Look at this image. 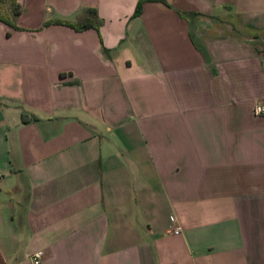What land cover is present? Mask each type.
<instances>
[{"label": "crops", "instance_id": "obj_1", "mask_svg": "<svg viewBox=\"0 0 264 264\" xmlns=\"http://www.w3.org/2000/svg\"><path fill=\"white\" fill-rule=\"evenodd\" d=\"M14 1L0 264H264V0Z\"/></svg>", "mask_w": 264, "mask_h": 264}, {"label": "trees", "instance_id": "obj_2", "mask_svg": "<svg viewBox=\"0 0 264 264\" xmlns=\"http://www.w3.org/2000/svg\"><path fill=\"white\" fill-rule=\"evenodd\" d=\"M160 1H163V0H160ZM7 2L9 3L10 10L12 11V13L16 14L19 12L18 4L14 0H0V9H2L3 6L5 5V3H7ZM141 3H142V0H138L136 2L132 16H136L140 13ZM87 13H88V15H91V16L95 15V12L93 9L87 10ZM0 20L6 24L12 25V22L4 14L0 13ZM57 22H62V21L58 20ZM63 23H66L67 25L73 27L74 29H82V28L94 26L93 21H89V18H86L82 22L76 23V24L68 23V22H64V21H63Z\"/></svg>", "mask_w": 264, "mask_h": 264}, {"label": "built area", "instance_id": "obj_3", "mask_svg": "<svg viewBox=\"0 0 264 264\" xmlns=\"http://www.w3.org/2000/svg\"><path fill=\"white\" fill-rule=\"evenodd\" d=\"M253 113L254 114L264 113V106L261 104H254ZM170 220L173 222V226L171 228V231L174 233L178 232L180 230V227L176 224V221L174 220L173 217H170ZM39 256H40V252H36L32 255L31 259H32L33 264H40V262L38 261Z\"/></svg>", "mask_w": 264, "mask_h": 264}]
</instances>
